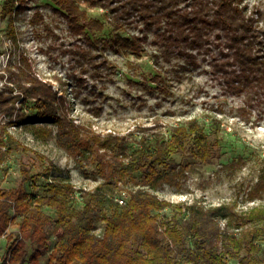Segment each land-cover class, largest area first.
I'll return each mask as SVG.
<instances>
[{
	"label": "trees",
	"instance_id": "16d2710c",
	"mask_svg": "<svg viewBox=\"0 0 264 264\" xmlns=\"http://www.w3.org/2000/svg\"><path fill=\"white\" fill-rule=\"evenodd\" d=\"M21 1L4 2L1 16H8L11 25ZM243 1L56 0L74 33L102 27L87 18L80 4L108 11L115 27L136 18L146 26L170 21L186 32L212 20L227 32L232 80L264 90V56L257 52L264 20L259 25V9H249ZM141 40L142 36H132L120 45L139 56ZM163 52L170 50L164 47ZM19 99L33 101L34 112L16 108ZM0 107L10 114L0 125V161L3 149H8L3 136L7 126L30 123L79 166H92L98 179L93 188L85 189L57 176L43 194L21 186L0 187V238L5 235L7 240L3 264H42V258L43 264H226L228 259L264 264V206L239 210L233 201L176 203L156 193L163 185L176 189L184 185L187 167L174 159V152H187L202 163L213 157L214 132L195 118L173 127L168 139L143 137L130 146L125 136L103 137L75 122L65 95L57 96L50 83L22 66L8 70L0 88ZM263 189L264 171L248 199ZM44 207L53 213H45ZM168 208L182 215L167 218L163 211ZM14 222L17 235L7 232Z\"/></svg>",
	"mask_w": 264,
	"mask_h": 264
},
{
	"label": "rangeland",
	"instance_id": "374dc122",
	"mask_svg": "<svg viewBox=\"0 0 264 264\" xmlns=\"http://www.w3.org/2000/svg\"><path fill=\"white\" fill-rule=\"evenodd\" d=\"M4 2L0 0V74H4L0 88L9 69L26 67L50 83L57 96L65 95L75 122L103 137L125 136L130 146L143 137L168 139L173 127L195 118L207 131L213 130L216 151L208 163L187 152H174V159L187 167L184 185L180 189L163 185L156 190L159 197L176 203L200 199L207 205L233 201L239 210L264 206V189L252 200L247 195L264 171V90L232 80L228 35L218 24L210 20L198 30L180 32L181 27L170 21L146 26L134 18L115 27L108 11L80 4L87 18L98 20L102 27L74 33L56 0L21 1L12 25L8 16H1ZM243 2L249 9H259L261 25L264 0ZM132 36H142L139 56L120 45ZM263 39L259 36L257 52L264 56ZM164 47L169 54L164 55ZM15 107L26 114L35 110L30 99H19ZM9 117L0 107V125ZM3 136L8 149H3L0 161V187L21 186L43 194L57 176L68 178L77 188L91 189L98 182L92 166H79L35 125H9ZM43 210L53 213L48 207ZM163 214L182 215L174 208ZM17 229L14 222L7 232L17 235ZM100 229L99 225L97 232ZM6 247L4 235L0 264ZM236 262L228 259L226 264Z\"/></svg>",
	"mask_w": 264,
	"mask_h": 264
},
{
	"label": "built area",
	"instance_id": "2783aa9c",
	"mask_svg": "<svg viewBox=\"0 0 264 264\" xmlns=\"http://www.w3.org/2000/svg\"><path fill=\"white\" fill-rule=\"evenodd\" d=\"M123 200L122 199H119V202L121 203ZM236 264H239L238 262H236Z\"/></svg>",
	"mask_w": 264,
	"mask_h": 264
}]
</instances>
